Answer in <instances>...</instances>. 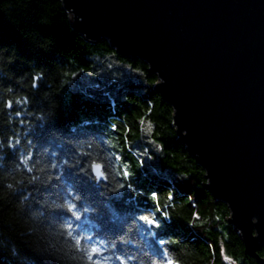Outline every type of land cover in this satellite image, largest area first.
Wrapping results in <instances>:
<instances>
[{
	"label": "trees",
	"instance_id": "16d2710c",
	"mask_svg": "<svg viewBox=\"0 0 264 264\" xmlns=\"http://www.w3.org/2000/svg\"><path fill=\"white\" fill-rule=\"evenodd\" d=\"M110 57L140 79L115 83ZM83 73L96 88L74 89ZM157 82L88 43L62 0H0V264H259Z\"/></svg>",
	"mask_w": 264,
	"mask_h": 264
},
{
	"label": "water",
	"instance_id": "95a60500",
	"mask_svg": "<svg viewBox=\"0 0 264 264\" xmlns=\"http://www.w3.org/2000/svg\"><path fill=\"white\" fill-rule=\"evenodd\" d=\"M88 43L142 61L173 109L179 143L264 264V0H62ZM96 185L107 184L101 164Z\"/></svg>",
	"mask_w": 264,
	"mask_h": 264
},
{
	"label": "rangeland",
	"instance_id": "374dc122",
	"mask_svg": "<svg viewBox=\"0 0 264 264\" xmlns=\"http://www.w3.org/2000/svg\"><path fill=\"white\" fill-rule=\"evenodd\" d=\"M104 72L108 73L112 77H117L115 83L128 80V79H140L139 73L132 70L125 64L118 62L117 59L110 57L106 67H104ZM105 74V73H104ZM101 79L104 78L105 75H97V77ZM96 77V76H95ZM74 89L78 92L91 90L92 88H96L97 84L94 83V75L93 74H78L74 77V81L72 83Z\"/></svg>",
	"mask_w": 264,
	"mask_h": 264
}]
</instances>
